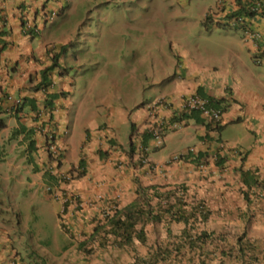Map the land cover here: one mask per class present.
<instances>
[{
	"label": "crops",
	"instance_id": "1",
	"mask_svg": "<svg viewBox=\"0 0 264 264\" xmlns=\"http://www.w3.org/2000/svg\"><path fill=\"white\" fill-rule=\"evenodd\" d=\"M61 1L0 0V30H3L0 33V45L2 42H5L0 52V100H2L0 104V116L7 115L10 120H13L11 129L17 127L18 124H22L25 129L32 128L30 134L26 130L16 134L22 143L17 145V150L9 151L6 156L11 155L13 159L25 162V157L28 155L25 148L27 147V141L24 140L26 138L24 134L26 133L30 138H34L35 140L37 153H33V157L39 162L34 167L29 164L23 166L25 171H16L14 173L16 179L7 176V179H12L11 184L15 183L17 177L20 175L25 184H39L37 188H42V170L39 172L38 168L41 169L40 161L42 157L39 151L42 150L44 134L36 129L35 125L44 120L42 116H38L36 113L43 102L44 96L40 89L35 86L41 78V69L52 62L51 55L54 54L53 52L58 51L62 44H69L70 47H73L74 43L72 44L71 36L79 40V25L86 17L84 14L85 8L81 7V0H68L63 6L61 16H58L54 21L49 22L51 24L47 25L44 22L42 13L51 7L57 8L60 6L58 4ZM227 2V0L223 2L225 4L223 9L218 6L219 2L217 10L214 11L212 9L214 11V20L218 18L222 20L221 16L233 8L232 4L227 6ZM78 5L81 8L79 11L80 15L73 25L67 27L66 18L71 19ZM23 13L41 28L39 33L34 37L26 34L21 28ZM98 19L103 22L102 31L111 32L116 30V22L114 20L104 17ZM155 21L156 18H153L149 28L144 27L139 30L138 37H142L143 40L141 42H134L131 45V49L127 50L124 56L132 55L135 58L141 56L145 58L152 57L153 53L158 49L156 42L150 39V36L154 32L162 34L169 40L172 55L174 50L179 51L178 53L183 58V65L179 69V75L174 77L167 84L170 86L166 90L160 91L158 95L170 94L177 101L179 95L196 91V88L201 85L202 93L215 98H224V103L229 104L228 102L234 98L240 101L243 106L244 104L254 103L257 110L259 109L258 111L264 112V76L258 72L260 68L259 64L250 62V65L255 67V70L251 71L243 60H241L240 64L238 63L240 53L241 55L246 53L249 56V52L254 51L256 45L250 39H244L240 29H232L229 28L230 26H225L226 28L223 29H208L201 23L200 26L195 28H192V26H189L187 29L165 27L161 31H156L154 29ZM254 21L256 24H254ZM247 23L260 31L261 39L257 43L264 46V15L250 17ZM188 30L191 31L189 32ZM54 33L55 35H53ZM211 33H217L219 35L217 37L221 36L222 42L210 43L211 37H216L210 36ZM191 37H206V40L189 44L187 40ZM103 43L104 47L95 61H87V57L79 55L78 52H69L70 47L63 49L60 54L61 56L58 58L60 66L64 68L63 71H60L59 67L50 71V77L53 80V86L50 91L66 92L64 95L53 99V106L56 108L53 112V117L58 126L55 139L65 147L63 166L76 165L81 158L84 160L83 174L69 181V185L79 190L85 199L88 200L84 208L81 209V213H86V216L91 220L96 207L99 204H106L109 198L117 194H119V206H124L137 198L139 187L144 189L155 185L164 190L165 193L179 182H186L190 186L187 189L186 201L194 203V201L203 198L209 205L210 213L208 219L205 221L206 226H201L200 228L206 227L216 231L227 230L223 227L216 229L215 222L214 224L212 223L214 219L220 216L229 221V218L233 219L235 216H239L240 210L245 207L255 211L253 213L255 222L264 220V198L260 202H253L250 198L243 196L244 192L242 193V190L247 189L248 186L242 182L241 172L244 169L252 170L253 157L248 154L243 165L240 166L242 162L239 159L240 156L232 154L227 149L223 150L219 148V144H217L215 139L217 136L215 137L214 135L217 132L215 129H209L203 121L197 120L195 117H186L184 120H176L170 128V130H179L180 133L187 136L191 134L188 127L191 124L194 126L197 136L195 138L196 143L182 146L180 150H185L187 146L193 145L196 150L208 149V163L200 169L194 167L190 162L168 160L170 155L174 153L172 151H169L171 153H168V158L162 157L159 154L160 151L168 149V144L164 138L159 146H155V142H152V140H148L147 144L150 151L151 149L156 151L153 154L150 152L149 157L157 163L169 161L166 166H163L159 170H150L145 165L137 163L132 151L135 146V138L134 140L133 138H129V129L125 133V138H118L119 135L117 133L121 125L119 119L130 124L133 122L135 128L137 126L142 128L146 114L143 107H136L137 104L133 106H117L112 102H108L104 110L106 120L102 123L104 124L102 126H107V129L101 130L96 127L97 124H92L94 117L102 114L99 110L95 111L92 102H87L85 98V95L89 93L88 90L93 88L91 81L94 78L101 77L100 74L94 75L93 69L98 62L103 61L104 63H108L114 56H118L120 53L118 44L108 39H103ZM81 46L82 44H79L77 48ZM223 58H227L229 62L222 61ZM87 62H93L95 66H92L90 70L85 72L86 67L84 65ZM173 63L175 64V58ZM239 65L242 70L238 71ZM154 82L159 83L161 81ZM111 84L114 85L115 90L120 91L129 86L130 79L120 76ZM110 92L112 94L113 91L110 89ZM7 94L20 96L23 99V104L15 114L4 111L7 104L4 98ZM29 100H33L34 106L31 105ZM236 110L235 107L232 110L227 105L223 113V119L227 121L237 120L239 115L235 119L232 116L236 113ZM165 114L169 117L170 110H165ZM9 119L1 127L2 129H8L6 124L10 122ZM260 123L261 126L264 125V113L260 114ZM78 127L80 128V132L76 135ZM65 130H68V132H65ZM112 130L114 131V136L108 141L109 139L106 136L107 134L110 135ZM74 135L78 138L76 143L72 139ZM130 142H133V148L130 147ZM197 143L199 144L196 145ZM162 146L164 147L161 148ZM99 147L104 152L103 157H100L97 153ZM217 152L224 154L225 158L223 160L218 159V162L216 161L214 164L212 162V160L214 161L213 153ZM6 156L0 158H7ZM98 194L103 195L101 199L97 197ZM42 198L46 199V201L51 200L54 204V200L49 197L44 188ZM171 198L174 200L173 195H171ZM53 204L52 206H54ZM59 206L58 202L57 207ZM79 211L73 212L72 205H69L67 216L76 217L74 219L75 222H80L84 216L82 217ZM89 222L84 224V228L80 233H85V229L89 227L88 240L84 243V246H92L94 242L91 240V237H93L95 239V247L97 248L96 237L91 231L92 222ZM170 233L172 231L169 228L167 236L161 237L164 238L163 241L169 239L168 235ZM229 233L233 237L232 234L236 232L231 230ZM84 238L86 237L77 242L76 247L79 243L83 242ZM259 238L264 240L261 237ZM11 253L1 240L0 264H12L9 257ZM146 256L140 257L144 258ZM213 260L215 264H218L216 258H213L211 261ZM92 262V264H96V259H93ZM155 263L162 264L165 262L159 259ZM227 263L239 264L233 260ZM240 263L242 262L240 261ZM23 264H25L24 260ZM258 264H264V256L261 255Z\"/></svg>",
	"mask_w": 264,
	"mask_h": 264
},
{
	"label": "rangeland",
	"instance_id": "2",
	"mask_svg": "<svg viewBox=\"0 0 264 264\" xmlns=\"http://www.w3.org/2000/svg\"><path fill=\"white\" fill-rule=\"evenodd\" d=\"M219 1L81 0V7L85 8L84 14L86 17L79 25V40L71 36L74 46L70 47L69 44H66L64 49L70 47L69 52H78L79 55L86 56L87 61H95L104 47L103 39H108L118 44L120 48L118 56H114L108 63L98 62L93 69L94 75L100 74L101 77L94 78L91 81L93 88L88 90L89 93L85 95V98L87 102H92L95 111L99 110L102 114L96 115L92 124L99 125L106 120L104 116L106 103L112 102L117 106H133L140 101L152 100L160 91L166 90L170 86L167 84L177 76L178 70L176 68V74L171 76L174 72L175 64L173 62L176 56L175 54L172 55L169 40L157 32L150 36V39L156 42L158 46L152 57L145 58L141 56L135 58L132 55L124 56L125 52L131 49V45L134 42L143 40L142 37H138L139 30L144 27L149 28L153 18H156L154 24L156 31H161L165 27L172 29L179 27L187 29L189 26H192V28L198 27L201 25L200 20L204 12L209 7L216 11ZM80 9V5H78L71 19L66 18L67 27L73 25L79 17ZM100 17L114 20L116 22V30L111 32L102 31L103 22L98 19ZM46 24L49 25L51 23L47 22ZM254 24H256L255 21ZM210 36H216L211 37L210 43L222 42V37H217L219 36L217 33H211ZM204 40H206V37H191L187 41L189 44H193V42ZM79 44H82V46L77 48ZM252 52L250 51L249 53L251 54ZM241 60L246 63L249 70H255V67L250 65V55L248 56L246 53L241 55L240 53V57H238L239 64ZM222 61L229 62L227 58H223ZM92 66L94 67L95 63H85V72L90 70ZM259 66L258 72L264 76V61ZM239 70H242L240 65L238 66ZM239 74L241 73L239 72ZM120 76L128 77L130 84L126 89L117 91L111 83L115 82ZM169 76V79H165ZM161 80L164 81L154 82ZM110 89L113 91L112 94ZM229 102L230 109L233 110L234 107L237 109L232 116L235 119L239 115V118L231 121L223 119V127L220 130V134L215 133L214 135L215 137L219 135L223 143L234 145L239 150L248 152L254 161L252 169H258L254 177L262 178L264 176V125L261 126L260 114L264 112L258 111L259 109L257 110L254 103L246 104L241 110L234 101L230 100ZM7 119H9L7 115L3 116L4 125ZM9 121L6 124L8 129L5 130L0 127V157L6 156L9 151L17 150V145L22 143L11 129L13 120L9 119ZM119 121L121 125L117 132L118 138H125V133L130 129L129 123L121 119ZM138 128L142 129L140 126ZM188 129L191 134L187 136L180 133L179 130H167L164 134V140L168 144V149L161 150L159 154L168 158L171 153L169 151L174 152V154L179 153L182 146L196 143L195 138L197 136L194 126L191 124ZM79 132L80 128L78 127L75 134L78 135ZM76 135L72 138L75 143L78 141ZM151 140L154 142L153 139L149 141ZM150 152L153 154L156 151L151 149ZM39 154L42 157L44 153L41 150ZM6 157L0 158V228L2 230L0 239L5 247L15 254L17 264H20L22 260L25 261V264H92L91 259H94L97 254L95 241L90 253L77 250L76 248L79 240L89 236V230L87 233L80 235L84 224L87 223V216L80 222H75L72 217L67 216L57 207L58 201L54 200L53 204L51 200L46 201V199L42 198L43 189L41 187L37 188L39 184H25L20 175L15 183H8L7 176L16 179L14 173L18 170L25 171L23 166L28 165V162L32 165L39 164V162L31 158L25 163L13 159L11 155ZM38 169L40 172L43 167L41 166V169ZM250 197L254 200L257 195L250 194ZM253 213H255L253 209L245 207L240 210L239 216H235L233 219L229 218V221L219 216L212 223L214 224L215 222L216 229L223 227L233 232L245 230L250 235H256L264 239V220L255 222ZM61 222H64L71 231L65 230L61 226ZM191 223L197 227L206 226V222L202 221L198 224L194 221H191ZM105 224H98L100 227L97 232L101 236L108 231V227ZM183 226L182 221L172 222V224L166 221L149 222L144 227L145 241L140 242L138 239L133 238L129 245H112V237L109 236L110 241L103 248L101 245L107 242L103 239L104 237L102 239L99 238V255L96 261L98 264H106L108 261H110V264H130L136 256L147 255L153 246L163 241L164 238L161 237L167 236L166 228H170L171 234L175 235L180 232ZM168 236V241H170L172 237ZM83 257H86L87 261L89 259V263H86ZM178 260L164 261L165 263L162 264H178ZM211 260L212 258L207 264H215L214 260ZM181 262L182 264H194V262L189 260L188 256L182 257Z\"/></svg>",
	"mask_w": 264,
	"mask_h": 264
},
{
	"label": "clouds",
	"instance_id": "3",
	"mask_svg": "<svg viewBox=\"0 0 264 264\" xmlns=\"http://www.w3.org/2000/svg\"><path fill=\"white\" fill-rule=\"evenodd\" d=\"M228 2L226 5H233V8L230 9L229 11H226L224 15L221 16L222 20L219 18L214 20L213 19V10L211 7H209L206 11L205 14L203 15V19L201 20V23L205 28L207 27L208 29H213V28H226L225 26H230L229 28L232 29H240L242 37L244 39H250L255 45L254 51L250 54L251 62L253 64H261L264 59V46L259 45V40L261 39V33L259 30L255 29L254 27H251L248 23L247 20H249L250 17L241 14V16H228L227 13H230L233 9L238 7V4L236 0H227ZM245 1V0H244ZM253 3H249L247 5H254L257 10L261 13V11L264 10L262 1H257V0H251ZM68 2V0H62L56 7H51L47 9L45 12L42 13L44 22H52L54 21L61 13L63 12V6ZM225 0H220L219 1V7H222L223 9L225 7V4L223 3ZM260 15V14H257ZM21 28L22 30L26 33L29 34L31 37H34L37 35L40 31V27H38L34 22H32L26 15L23 13L22 18H21ZM228 28V27H227ZM3 32V30H0V33ZM5 42H2L0 45V52L2 48L4 47ZM64 45L62 44L61 48L53 52L52 54V62L45 66L44 68L41 69V78L39 82L36 84V88L40 89V91L43 93V102L40 104L39 108L37 109V115L42 116L44 118L41 123H38L35 125V128L43 132L44 138H43V145H42V151H43V156L41 159V166L43 167L42 170V189L44 188V191L49 195V197L53 200H56L59 202L60 210L64 212L66 215L68 214V210L65 207V201L70 195L73 197V207L79 206L81 209L84 208L86 203L88 202L87 199H85L84 195L77 189L71 187L69 185V181H71L74 178H78L81 176L84 172L83 167H84V160L81 158L78 160V163L76 165H71L69 167H64L63 166V159H64V153H65V147L61 145L60 143L57 142L55 139V134L58 131V126L56 124V121L53 117V112L55 111V107L53 106V99L60 96L64 95L66 92L65 91H55L51 92L50 89L53 86V80L50 77V71L53 70L54 68H58L60 71H63L64 68L60 66V63L58 62L59 56H61V52L64 49ZM179 51L174 50L173 55L176 54V59H175V67H174V72L172 73L171 76H174L175 73V68L178 70L177 76L179 75V69L183 65V58ZM53 62H56V64L46 70L45 75L46 79L44 82H41L42 79V72L43 69L47 68L50 66ZM169 77L165 79H169ZM164 79V80H165ZM164 80H161L163 82ZM202 88L201 86H198L196 88V91H193L188 94H182L179 95V98L177 101H175L173 95L170 94H156L155 97H153L152 100L149 101H140L137 103L136 107H143L144 112L146 114V119L145 122L142 126V129L140 130L138 126L135 128V124L131 122L129 123L130 129H129V138H135V146L133 148V142H130V147L133 148L132 151L134 152V156L136 157V161L140 165H145L148 169L153 170V169H161L163 166H166L169 161H164L161 163H157L154 160H152L149 156L150 153V148L147 144L148 140L153 139L155 142V146H159L163 142L164 134L167 130H170L171 125L177 121L184 120L186 117H195V119H199L204 122L206 126L209 127V129H215L217 133L220 134V130L223 127L222 120H223V113L225 110V107L230 104V102L224 103V98H215L210 95H206L202 93ZM56 94L55 96H53ZM5 101L7 102L6 108L4 111H7L9 113H16L18 109L21 107L23 104V99L20 96H12L10 94H7L5 96ZM3 99V101H4ZM31 105L34 106L33 100H29ZM236 104L239 105L241 110L243 109V104L235 100H233ZM2 103V100H0V104ZM146 103V104H145ZM145 104V105H144ZM36 107V106H35ZM38 107V106H37ZM165 110H170L169 117L165 114ZM216 113V115L214 114ZM3 117L0 116V119ZM104 124H99L96 127L98 129H107V126H102ZM4 126V125H3ZM2 126V127H3ZM19 127H22L21 130L18 132H13L15 135L17 133H20V131L26 130L28 134H30V131L32 128H26L23 127L22 124H18ZM17 126V127H18ZM15 127V128H17ZM14 129V128H13ZM12 129V130H13ZM65 132H68V130H65ZM26 138L24 140L27 141V157H25V162H28L29 159L33 158V153H37L36 145H35V140L34 138H30L26 133L24 134ZM114 136V131L112 130L110 132V135L107 134L106 138H108L110 141ZM217 144H219V148L221 149H227L229 150L232 154L234 155H239L240 160L242 161L240 163V166L243 165L244 161L246 160L248 156V152L239 150L238 147L234 145H228L226 143H223L221 140V137L218 135L216 138ZM221 140V141H220ZM50 144H53L54 148L50 147ZM227 145V146H226ZM18 149V148H17ZM102 148L97 149V153L100 157L104 156V152L101 150ZM23 151V149H22ZM208 157H209V151L208 149H195L194 145L193 146H187L185 150H181L179 153H173L170 155V158L168 160L172 161H186L190 162L194 167L200 169L203 166H206L208 163ZM214 161L212 162L215 164V162H218V159L223 160L225 158L224 154H221L219 152L213 153ZM30 166H33L30 162H28ZM253 170V169H252ZM256 174L258 169L253 170ZM259 182L262 184L258 186H253V187H248L245 189L246 192H248V198L251 199L250 194H256L257 197L256 199L252 200L253 202L261 201L262 198H264V176L262 178L257 177ZM8 183H12V179L8 178ZM180 186H183L184 188L182 189ZM262 186V188H260ZM190 186L186 182H179L175 187L170 189L172 190H178L179 192L183 191L185 194V198H187V189H189ZM245 191L243 193V196L246 197ZM138 196L135 200H137L141 205H143L144 208H148L149 206H152V210L154 213H159L160 214V220L158 221H150V222H179L175 220H171V212L165 209L168 205V200L166 197V192L164 193V190H161L159 187L155 185L148 186L147 188H138ZM118 195H115L114 197H111L107 200L106 204H99L96 209L94 214L91 217V222H92V232L93 235L96 237V245H97V250L98 247L100 246L98 244V239H103L107 243H103L101 247L105 248L106 245L109 243V236L112 237L110 234V221L109 219L114 215L115 209H120L124 208V206H119L118 202ZM102 194H98V198H102ZM141 196V197H140ZM174 196V195H173ZM175 198V196H174ZM141 200V201H139ZM175 200V199H174ZM130 203V202H129ZM128 203V204H129ZM194 203L201 204L205 206V208L209 209V205L207 204L206 200L201 198ZM252 203V202H251ZM254 204V203H253ZM106 223V224H105ZM98 224H105L107 226L108 231L104 235H99L97 232V229L100 227ZM141 225V221L136 222L135 227L139 228ZM62 226V225H61ZM64 228V227H63ZM65 230L71 231L68 227L64 228ZM89 229V228H88ZM88 229H85V233L88 231ZM143 231L145 229L143 228ZM1 228H0V233H1ZM109 232V233H108ZM82 233V234H85ZM81 234V233H80ZM1 236V235H0ZM136 238V237H134ZM137 239V238H136ZM88 240V237L83 239V242L79 243L78 246L76 247L77 250H82L85 252H91L93 249L92 246H84V243H86ZM91 240L94 242L95 239L91 237ZM1 241V239H0ZM113 241V240H112ZM112 245H116L114 242ZM99 253L97 251L96 257L94 259L97 260ZM10 261L12 264H17L16 259H15V254L12 252L9 254ZM22 260V259H21ZM83 260L86 263H89V259L87 261L86 257H83ZM93 260V259H91ZM20 264H23V260ZM96 264L98 262L96 261ZM106 264H110V261H108Z\"/></svg>",
	"mask_w": 264,
	"mask_h": 264
},
{
	"label": "trees",
	"instance_id": "4",
	"mask_svg": "<svg viewBox=\"0 0 264 264\" xmlns=\"http://www.w3.org/2000/svg\"><path fill=\"white\" fill-rule=\"evenodd\" d=\"M236 2L238 7L227 13L228 16L239 17L243 14L253 17L257 14L264 15V10L260 13L254 5H247L253 3L251 0H236ZM262 6L264 8V2ZM55 64L56 62H53L50 66L43 69L41 82L46 79V70L52 68ZM3 125L4 123L0 119V127ZM21 129L22 127L18 126L12 131L18 132ZM254 174L253 170H242V182L248 187L262 184L257 177H254ZM180 187L184 188L183 186ZM244 190H242V193ZM171 195L175 196V200L171 198ZM244 195L248 198V192L245 191ZM166 197L169 203L165 209L171 212V220L182 221L184 226L177 234H169L172 237L170 241L166 239L159 242L150 249L146 257L136 256L130 264H156L155 262H158L159 259L161 261H176V259H179L178 264H182L181 258L184 256H188L189 260L194 262V264H207L211 258H216L218 264H228L227 262L231 260L239 264H258L261 255L264 256V240L257 236L248 235L245 230L236 232L231 237L228 230L216 231L206 227L200 228L192 224L191 221L196 224L201 221L205 222L209 217L210 209L205 208L201 204L187 202L183 191L168 190ZM72 199L73 197L68 195L65 201L67 210L69 205H73ZM151 208L152 206L144 208L137 200H133L124 208L115 209L114 215L109 219L110 234L113 242L116 245H129L134 237L140 242L145 241L146 234L143 231L145 223L160 220V214L154 213ZM76 211H79L82 217L84 216L82 219H85L86 213L82 214L79 206L73 207V212ZM72 218L76 219V217ZM89 221L91 220L88 218L87 223ZM138 221H141V225L136 228L135 225ZM61 225L67 228L64 222H61ZM168 229L166 228V230Z\"/></svg>",
	"mask_w": 264,
	"mask_h": 264
},
{
	"label": "built area",
	"instance_id": "5",
	"mask_svg": "<svg viewBox=\"0 0 264 264\" xmlns=\"http://www.w3.org/2000/svg\"><path fill=\"white\" fill-rule=\"evenodd\" d=\"M214 114L216 115V113H214ZM50 147H51V148H54L53 144H50Z\"/></svg>",
	"mask_w": 264,
	"mask_h": 264
}]
</instances>
